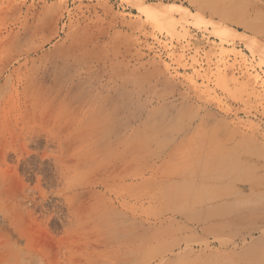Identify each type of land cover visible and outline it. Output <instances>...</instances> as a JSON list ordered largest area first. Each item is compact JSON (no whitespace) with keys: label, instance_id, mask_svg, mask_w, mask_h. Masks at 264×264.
Wrapping results in <instances>:
<instances>
[{"label":"rangeland","instance_id":"obj_1","mask_svg":"<svg viewBox=\"0 0 264 264\" xmlns=\"http://www.w3.org/2000/svg\"><path fill=\"white\" fill-rule=\"evenodd\" d=\"M0 264H264V0H0Z\"/></svg>","mask_w":264,"mask_h":264},{"label":"bare ground","instance_id":"obj_2","mask_svg":"<svg viewBox=\"0 0 264 264\" xmlns=\"http://www.w3.org/2000/svg\"><path fill=\"white\" fill-rule=\"evenodd\" d=\"M166 22H168V21H166Z\"/></svg>","mask_w":264,"mask_h":264}]
</instances>
